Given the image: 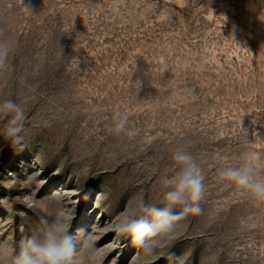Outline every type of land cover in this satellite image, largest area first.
<instances>
[{
    "label": "rangeland",
    "instance_id": "1",
    "mask_svg": "<svg viewBox=\"0 0 264 264\" xmlns=\"http://www.w3.org/2000/svg\"><path fill=\"white\" fill-rule=\"evenodd\" d=\"M0 44V104L26 114L21 148L0 114V264L57 215L74 264H264V203L218 175L249 153L264 177V0H0ZM177 149L202 211L146 255L116 226L162 206Z\"/></svg>",
    "mask_w": 264,
    "mask_h": 264
},
{
    "label": "clouds",
    "instance_id": "2",
    "mask_svg": "<svg viewBox=\"0 0 264 264\" xmlns=\"http://www.w3.org/2000/svg\"><path fill=\"white\" fill-rule=\"evenodd\" d=\"M222 18L225 21L226 18ZM9 54V46L0 44V69H5ZM0 114L10 116L4 132L10 146L23 147L26 134L24 109L7 100L0 104ZM127 122V116H118L116 130L124 131ZM172 159L178 170L164 182L168 190L164 193L162 206L141 201L136 212L122 214L116 226L119 233L141 246L146 255L154 253L156 238L173 232L178 221L189 215H199L202 211L201 201L206 193L202 167L192 154L183 149H177ZM218 175L248 193L255 203H264V177L258 174L249 153L241 155L239 166L223 168ZM41 225L36 234L22 242L13 264H74L76 246L68 219L57 215L41 220Z\"/></svg>",
    "mask_w": 264,
    "mask_h": 264
}]
</instances>
